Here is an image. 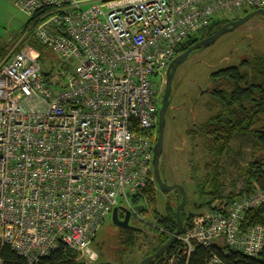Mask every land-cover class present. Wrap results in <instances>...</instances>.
<instances>
[{
    "label": "built area",
    "instance_id": "1",
    "mask_svg": "<svg viewBox=\"0 0 264 264\" xmlns=\"http://www.w3.org/2000/svg\"><path fill=\"white\" fill-rule=\"evenodd\" d=\"M16 5L37 43L65 64L45 72L42 52L31 45L0 60V254L9 246L38 264L65 245L80 261L97 264L93 245L105 221L116 208L137 214L133 196L155 181L161 88L179 48L214 20L264 9V0ZM263 204L261 189L216 200L178 237L180 254L219 245L258 256L264 228L243 234L241 224ZM211 264L221 261L215 256Z\"/></svg>",
    "mask_w": 264,
    "mask_h": 264
},
{
    "label": "rangeland",
    "instance_id": "2",
    "mask_svg": "<svg viewBox=\"0 0 264 264\" xmlns=\"http://www.w3.org/2000/svg\"><path fill=\"white\" fill-rule=\"evenodd\" d=\"M17 1L0 0V46L6 48L0 60L25 46L36 48L32 43L38 44L34 38V29L29 25L24 30L30 21L17 7ZM196 35L200 37L202 33ZM255 55H264L262 15L223 35L212 46L196 50L176 72L173 83L174 99L166 113L164 152L160 168L162 179L168 185L179 184L185 187L188 194L185 215H197L208 210L209 196L202 194L200 187L208 185L206 181L212 171L208 169V165L215 158L209 154V143L200 132L201 127L218 113L210 93L213 87L211 76L221 69L238 66L243 60L251 59ZM42 63L45 72H57L64 66L65 59L53 50L45 49ZM155 81L161 86L160 77L155 78ZM165 90L166 85L161 88L160 109ZM253 155V138L238 136L232 143L231 151L224 155L221 162L223 196L234 197L245 188L246 181L242 172L252 162ZM156 186V211L159 216H166L168 205L177 207L180 196L176 192L166 194L157 183ZM142 203L146 204L147 212L138 211L130 221L131 227L140 229L139 233L132 235V247L124 243L127 238L124 236L125 229L114 224L113 214L105 221L93 245L100 262L141 264L148 251L158 244L162 229L148 204L145 201ZM130 206L136 209L133 200Z\"/></svg>",
    "mask_w": 264,
    "mask_h": 264
},
{
    "label": "trees",
    "instance_id": "3",
    "mask_svg": "<svg viewBox=\"0 0 264 264\" xmlns=\"http://www.w3.org/2000/svg\"><path fill=\"white\" fill-rule=\"evenodd\" d=\"M254 11V10H253ZM252 11H246L244 16ZM241 18V17H240ZM238 18V19H240ZM229 20L217 19L205 30L202 35L190 37L179 48L177 55L187 51L199 41L211 37L223 26L230 23ZM31 22H28L24 28L26 30ZM36 49L42 52V58L45 53L44 47L32 43ZM6 48L0 46V58L5 53ZM213 87L210 91L213 99V106L218 108V113L214 115L206 124L201 127V135L205 136L208 144L209 154L215 158L208 165L210 176L208 185L200 187L201 193L209 196L207 208H211L212 203L220 199H228L229 202L237 196H250L257 189L264 191V55H255L251 59H245L238 66H232L214 72L211 76ZM215 103V105H214ZM159 129L156 128V140H158ZM238 136H248L253 138L254 155L252 162L243 170L242 175L246 181L245 188L236 196H223L222 184V165L221 162L225 154L231 151V146ZM212 176V177H211ZM208 188V191H207ZM180 196L182 194L175 191ZM136 210L142 213L147 212L146 204L153 211L157 218L158 225L162 229L159 232L158 244L148 251L144 259L157 253L165 244H167L178 228L176 210L172 204L168 205L166 216H159L156 211L157 206V186L154 181H150L145 187L141 188L132 198ZM141 202V203H140ZM185 208L182 212L184 224L183 233L190 227L196 215H185ZM134 214H132L133 216ZM264 228V204L259 208L250 210L246 213L241 224L242 233L248 232L254 227ZM127 238L126 245L133 246V234L139 233V230H125ZM182 250L181 242L177 239L175 244L159 260L151 264H169V261L176 255L173 264H211L213 257L217 256L221 264H264V250L255 257L248 256L243 252L214 245L210 248L198 246L195 252L190 256L180 254ZM0 257L3 264H28L27 260L6 246ZM103 263L102 261L98 264ZM38 264H86L79 260L78 253L61 245L50 256L41 259Z\"/></svg>",
    "mask_w": 264,
    "mask_h": 264
},
{
    "label": "water",
    "instance_id": "4",
    "mask_svg": "<svg viewBox=\"0 0 264 264\" xmlns=\"http://www.w3.org/2000/svg\"><path fill=\"white\" fill-rule=\"evenodd\" d=\"M258 15L264 16V9H258V10L252 11L248 13L246 16L241 17L240 19L231 21L230 23L226 24L219 31L213 34L211 37H208L206 39L199 41L194 46L190 47L187 51L177 56L174 59V61L171 63L167 71L166 90L163 95L162 108L160 109V112H159V123H158L159 136L155 144V148H154V161H153L154 178H155L156 183L159 185V188L166 194L179 191L182 194V201L176 210V217H177V223H178V228H177L176 233L172 236L170 241L167 244H165L157 253L145 258L141 262V264H151L155 262L156 260H159L162 256H164L168 252V250L175 244L178 237L183 233V228H184V224L182 220V212L184 208L186 207L187 201H188L187 191L184 186L179 185V184L168 185L166 181L162 179L161 168H160V162H161V158L164 152L166 113L171 105V97L173 94V83H174L176 72L178 68L189 58V56L193 52L201 48H207V47L212 46L213 44L217 42V40L220 37H222L223 35L229 32L235 31L237 28L246 24L252 18ZM121 211L125 213L124 220L120 219ZM131 217H132V212L125 208H116L113 211V222L116 226L121 227L126 230H138V229H134L133 227H131L130 225ZM100 264H111V263L103 262Z\"/></svg>",
    "mask_w": 264,
    "mask_h": 264
},
{
    "label": "flooded vegetation",
    "instance_id": "5",
    "mask_svg": "<svg viewBox=\"0 0 264 264\" xmlns=\"http://www.w3.org/2000/svg\"><path fill=\"white\" fill-rule=\"evenodd\" d=\"M179 56V55H178ZM173 94H172V97H171V103L173 102ZM171 106V105H170ZM132 218V217H131ZM120 219L121 220H124L125 219V213L124 212H120ZM131 221V220H130ZM119 228H121V227H119ZM121 229H123V228H121ZM126 230V229H125Z\"/></svg>",
    "mask_w": 264,
    "mask_h": 264
},
{
    "label": "crops",
    "instance_id": "6",
    "mask_svg": "<svg viewBox=\"0 0 264 264\" xmlns=\"http://www.w3.org/2000/svg\"><path fill=\"white\" fill-rule=\"evenodd\" d=\"M81 1H89V0H81Z\"/></svg>",
    "mask_w": 264,
    "mask_h": 264
},
{
    "label": "bare ground",
    "instance_id": "7",
    "mask_svg": "<svg viewBox=\"0 0 264 264\" xmlns=\"http://www.w3.org/2000/svg\"><path fill=\"white\" fill-rule=\"evenodd\" d=\"M159 187V186H158ZM134 210V209H133ZM135 214V213H134ZM184 223V222H183Z\"/></svg>",
    "mask_w": 264,
    "mask_h": 264
}]
</instances>
